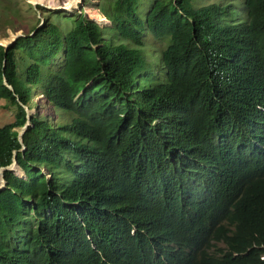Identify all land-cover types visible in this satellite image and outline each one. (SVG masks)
Returning a JSON list of instances; mask_svg holds the SVG:
<instances>
[{
  "label": "trees",
  "instance_id": "16d2710c",
  "mask_svg": "<svg viewBox=\"0 0 264 264\" xmlns=\"http://www.w3.org/2000/svg\"><path fill=\"white\" fill-rule=\"evenodd\" d=\"M241 1L49 11L0 44V169L25 173L3 172L0 264H264V0Z\"/></svg>",
  "mask_w": 264,
  "mask_h": 264
},
{
  "label": "rangeland",
  "instance_id": "374dc122",
  "mask_svg": "<svg viewBox=\"0 0 264 264\" xmlns=\"http://www.w3.org/2000/svg\"><path fill=\"white\" fill-rule=\"evenodd\" d=\"M33 1L38 2V4H35ZM112 1L114 0H0V44H5L17 34L26 35L28 32H31L29 34L35 33L36 29L44 24L45 17L48 15L49 11H59L60 9L58 8L62 6H65L68 11L60 10L61 12H57L56 15H54V19L58 18L61 20L64 15L74 16L83 13L87 18H96L98 21H102L101 16L104 14L101 10H104V6ZM211 1L212 0H203L204 3ZM221 1L233 4V7L238 11V17L243 16L242 7L244 4L241 0ZM148 3L149 2L146 1L147 6ZM65 22L68 23L67 21ZM111 25L112 23L108 21L103 27ZM62 26L65 29H69L71 24H63ZM105 38H111L110 33H107ZM144 45V52L150 60L157 61L160 59L161 50L165 46V42L156 41L151 34L147 33ZM154 66L160 67L161 63L157 61V63H154ZM39 92L40 91H38V93ZM41 96L42 95L38 94L36 99L40 103L42 110L47 112L54 121L70 122L72 120V114L55 108L48 109ZM8 105L6 100L0 99V126L14 119L15 108ZM17 170L19 171L18 168Z\"/></svg>",
  "mask_w": 264,
  "mask_h": 264
},
{
  "label": "water",
  "instance_id": "95a60500",
  "mask_svg": "<svg viewBox=\"0 0 264 264\" xmlns=\"http://www.w3.org/2000/svg\"><path fill=\"white\" fill-rule=\"evenodd\" d=\"M35 4H38V2H34ZM58 9H60L61 11H65V10H67L66 8H64V7H59ZM68 11V10H67ZM99 25H101V26H103V24H101L98 20H95ZM106 21H107V19H106ZM109 21V20H108ZM107 23V22H106ZM105 23V24H106ZM104 24V25H105ZM19 36H23V35H21V34H17V35H15L10 41H7L5 44H1V45H4L5 47L6 46H8L9 44H11V43H13V42H15L16 40H17V38L19 37ZM11 88H13L11 85H9ZM31 118V115H29L28 116V119H30ZM29 124V121H27V123L25 124V126L24 127H22L21 128V131H20V140H21V142H23V140H22V135H23V133H24V131H25V129H26V127H27V125ZM26 147H25V145L23 146V148L22 149H25ZM18 166V164H17V161H16V156H14V162L11 164V165H9V166H6V167H2L1 169H0V189H2L4 186H5V179H4V174H3V172H4V170L5 169H11V170H17V167ZM22 175H23V173H22Z\"/></svg>",
  "mask_w": 264,
  "mask_h": 264
},
{
  "label": "clouds",
  "instance_id": "9594fccd",
  "mask_svg": "<svg viewBox=\"0 0 264 264\" xmlns=\"http://www.w3.org/2000/svg\"><path fill=\"white\" fill-rule=\"evenodd\" d=\"M105 18L107 19V17H105ZM92 19H93V18H92ZM93 20L95 21V20H97V19L94 18ZM107 23H108V19H107ZM100 26H101V25H100ZM39 95H42V94L39 93ZM41 97L43 98V95H42ZM13 162H14V161H13ZM13 162H12V163H13ZM12 163H11V164H12ZM11 164H10V165H11ZM17 164H18V163H17ZM16 168L19 169V171H18V170H14L15 172L17 171V172H16L17 174H19L20 176H24V175H25L24 171L20 168L19 165H18ZM20 169H21V170H20ZM19 172H20V173H19ZM21 173H23V175H22Z\"/></svg>",
  "mask_w": 264,
  "mask_h": 264
},
{
  "label": "bare ground",
  "instance_id": "6f19581e",
  "mask_svg": "<svg viewBox=\"0 0 264 264\" xmlns=\"http://www.w3.org/2000/svg\"><path fill=\"white\" fill-rule=\"evenodd\" d=\"M34 2V1H33ZM43 4V3H42ZM62 7H64V8H66L65 6H62ZM74 9H76V8H74ZM74 9H72V10H74ZM104 18V19H103ZM96 19V18H95ZM101 19H102V21H99L101 24H105L107 21H106V18L104 17V16H101ZM17 172V171H16Z\"/></svg>",
  "mask_w": 264,
  "mask_h": 264
}]
</instances>
